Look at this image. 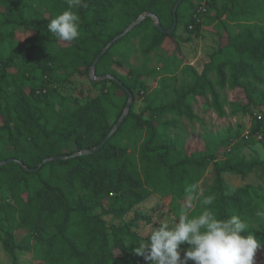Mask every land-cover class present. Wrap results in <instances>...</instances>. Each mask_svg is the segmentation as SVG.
Listing matches in <instances>:
<instances>
[{"label": "trees", "instance_id": "1", "mask_svg": "<svg viewBox=\"0 0 264 264\" xmlns=\"http://www.w3.org/2000/svg\"><path fill=\"white\" fill-rule=\"evenodd\" d=\"M178 1L83 0L75 9L80 35L66 42L47 30L49 20L67 9L66 0H0V162L12 159L0 166V240L13 264H18L17 250L32 253L38 264H148L134 249L144 239L138 222L152 220L135 207L153 194L186 200L185 189L201 186L210 164L213 181L203 190L214 195L213 204L195 200L183 211L192 217L211 207L219 219L238 215L250 225L242 235L251 233L260 241L254 264H264V224L255 215L264 210V187L247 184L228 195L224 184L226 172L245 178L257 168L264 171V160L232 149L245 129L241 124L201 135L204 149L189 151L182 123L197 118L193 101L200 98L219 117L253 116L249 136L264 134V0H227L223 9H216L217 0H182L172 33L147 17L101 57L97 75L119 80L91 79L100 93L83 104L62 90L80 68L89 76L96 56L140 15L152 11L170 28ZM202 5L206 10H200ZM223 15L240 30L227 35L200 69L184 65L169 73L153 64L155 56L169 50V39L173 50L178 47L180 24L201 37L203 26L213 20L228 25ZM18 30L31 33L24 43ZM117 45L127 50L115 59ZM113 65L128 72H117ZM145 77L158 78V86L151 87ZM122 84L133 92L134 102L99 151L48 161L34 171L25 168L100 144L125 109L128 93ZM228 90L234 92L232 100ZM138 97L145 101L139 112ZM257 109L263 111L260 117ZM71 142L76 148L67 150ZM133 210L135 217L124 220ZM108 215L121 222L108 221ZM20 229L25 235L19 242Z\"/></svg>", "mask_w": 264, "mask_h": 264}, {"label": "rangeland", "instance_id": "2", "mask_svg": "<svg viewBox=\"0 0 264 264\" xmlns=\"http://www.w3.org/2000/svg\"><path fill=\"white\" fill-rule=\"evenodd\" d=\"M197 0H193L197 4ZM222 5L220 9H223L227 5V0H222ZM234 25L232 28L233 33L238 31V27ZM229 29V28H228ZM230 30V29H229ZM201 37H195L193 34L188 32L183 23L178 26L176 41L178 47L173 50L175 45L172 43V39H169L167 44L169 45V50L165 52L164 55L155 56L153 64L157 66L160 72H172L173 69L179 67V72L182 70L184 65H192L197 69L208 60L209 56L219 47L223 39L226 37V33H230L228 30L216 31L215 29H203ZM228 31V32H226ZM29 31L18 30L17 38L21 43H24L26 38L30 36ZM225 40V39H224ZM127 49L123 46H118L114 49L112 58H120L121 53ZM179 50V51H178ZM180 52V53H179ZM161 53V52H159ZM131 59L136 60V56L133 54ZM179 64V65H178ZM115 70L120 73L126 74L128 72L127 67H119L118 65H113ZM15 70V69H14ZM85 67L80 68V73H74L71 81L66 82L62 88L63 92L67 96L72 97L74 100H78L79 103L83 104L100 93L101 86H93L91 84L90 75H85ZM151 87L158 86L157 79L153 77L144 78ZM95 81H99L93 79ZM229 100H232L234 92L231 90L227 91ZM134 100V99H133ZM134 101H132L133 104ZM194 110L197 118L193 121L188 118H183L182 123L184 126V131L188 133L185 142L188 145V150H200L204 149L205 140L201 135L205 133H218L224 130L228 126L237 127L239 124L244 126V131L240 137L232 145V149L238 153L245 155L247 159L259 158L264 160V134L261 137L259 135H245V133L251 130L253 116L246 115H227L224 117H219L212 109L206 106L205 99H197L193 101ZM145 101L142 97H138L135 104V111L139 112ZM228 109V108H227ZM257 116L261 115L263 111L257 109ZM3 122L2 117H0V123ZM67 150H72L76 148L74 142L65 145ZM226 154V153H225ZM223 154V155H225ZM213 181V164H210L206 169L202 181L200 182L201 188L205 189ZM224 184L226 187V193L228 195H233L235 191L239 188L244 187L247 184H253L254 186L264 187V171L257 168L252 173H249L247 177H242L240 174L226 172L224 173ZM186 200H177L171 197H164L160 194L151 195L146 201L135 207V210L143 212L151 217V222L146 220H141L138 222L136 230L138 233L146 239L148 233L153 229V227H158L157 221H168L171 223L174 218L179 215L181 211L186 207ZM196 201H191V208L195 206ZM190 208V209H191ZM135 210L131 211L124 220L129 221L135 217ZM106 219L110 222H121L120 220L114 219L112 216H106ZM178 219V218H177ZM25 235V230H18V241L20 242ZM143 239V240H144ZM187 243H183L180 246V252H182ZM19 255L18 264H38L32 253L17 250ZM13 256L7 252L0 240V264H13ZM149 264V262H147ZM191 264L193 262L191 261Z\"/></svg>", "mask_w": 264, "mask_h": 264}, {"label": "clouds", "instance_id": "3", "mask_svg": "<svg viewBox=\"0 0 264 264\" xmlns=\"http://www.w3.org/2000/svg\"><path fill=\"white\" fill-rule=\"evenodd\" d=\"M67 9L49 20L47 30L59 40L71 42L80 35V16L75 9L83 0H66ZM186 207L198 200L202 205L211 206L214 195H205L198 183L189 185ZM256 217L264 224V210H257ZM178 218V219H177ZM146 239L136 246L134 252L149 264H254L260 241L251 233L242 235L250 225L238 215L219 219L211 207L189 217L181 211L171 223L157 221ZM188 247L181 257L180 246Z\"/></svg>", "mask_w": 264, "mask_h": 264}, {"label": "water", "instance_id": "4", "mask_svg": "<svg viewBox=\"0 0 264 264\" xmlns=\"http://www.w3.org/2000/svg\"><path fill=\"white\" fill-rule=\"evenodd\" d=\"M181 2H182V0H179L174 6V9H173L174 23L168 29H165L162 26L160 18L154 12L147 11L146 13L140 15L135 21H133L129 26H127L126 29L122 33H120L119 35L114 37L112 40H110L107 43V45L102 49V51L96 56V58L94 59V61L92 62L91 66L89 67V70H88L90 77L93 78V79H96V80H103V79H106V78L119 80L117 77H115V76H113L111 74H104L102 76H98L97 75L96 68H97V64H98L99 60L101 59V57L108 51V49L118 39H120L121 37L125 36L137 24L142 22L147 17H151L153 19L155 25L157 26V28L159 30H161L162 32L172 33L177 28V24H178L177 10H178V7H179ZM122 86L128 93V100H127L125 109H124L121 117L119 118V120L116 122V124L113 126V128L110 130V132L107 134V136L103 139V141L100 144H98L97 146H95L94 148H91V149H83L81 151L74 152L71 155H58V156L48 157V158L44 159L43 162L37 168H30L29 166H25V168L27 170H29V171H34V170L39 169L43 165V163H46L48 161L62 159V158L76 157V156H80V155H89V154H93V153L99 151L110 140V138L114 135V133L119 129V127L122 125L123 121L125 120L126 116L129 114V112L131 110L132 101L134 99V94L131 91V89H129L126 85L122 84ZM10 161H12V159L4 160V161L0 162V166L4 165V164H6V163H8ZM14 161H17V162L22 164V162L20 160H18V159H14Z\"/></svg>", "mask_w": 264, "mask_h": 264}, {"label": "crops", "instance_id": "5", "mask_svg": "<svg viewBox=\"0 0 264 264\" xmlns=\"http://www.w3.org/2000/svg\"><path fill=\"white\" fill-rule=\"evenodd\" d=\"M222 0H217V8L216 9H220L221 8V5H222ZM215 13H216V10H213L212 11V15L214 16L215 15ZM222 20H227L228 21V25H222L221 24V20H218V19H216V20H213L211 23H209V24H205L204 26H203V29L205 28V29H215L216 31H223L224 29L225 30H228V31H230L231 32V35H234V34H236L239 30H240V28H239V26H237V24L235 23V22H231L230 20H228L227 18H226V15H223L222 16V18H221ZM234 25H236L237 27H238V31L236 32V33H233V31H232V28L234 27ZM235 26V27H236ZM230 30H229V29ZM228 31H226V32H228ZM204 32V31H203ZM223 35H230V33H226V34H223Z\"/></svg>", "mask_w": 264, "mask_h": 264}, {"label": "built area", "instance_id": "6", "mask_svg": "<svg viewBox=\"0 0 264 264\" xmlns=\"http://www.w3.org/2000/svg\"><path fill=\"white\" fill-rule=\"evenodd\" d=\"M205 8H206V6H205V5H202V6L200 7V10H201V11L206 10ZM198 20L200 21L201 19L199 18ZM259 117H260V116H259ZM249 133H250V132L247 131V132L245 133V135H249ZM258 135H259V137L262 136V135H260V134H258Z\"/></svg>", "mask_w": 264, "mask_h": 264}]
</instances>
